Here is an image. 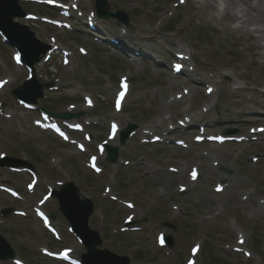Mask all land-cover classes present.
<instances>
[{
	"label": "rangeland",
	"instance_id": "1",
	"mask_svg": "<svg viewBox=\"0 0 264 264\" xmlns=\"http://www.w3.org/2000/svg\"><path fill=\"white\" fill-rule=\"evenodd\" d=\"M45 2L59 0H21L26 18L16 20L42 44L58 50L35 66L37 82L52 85L36 105L53 114L79 116L68 123L82 125L84 132L70 133L65 125L63 130L70 134L71 142L81 146L64 145L32 126L40 118L38 112L25 110L11 96L28 79V72L23 69L16 75L18 68L12 59L16 53L0 37V80L10 81V88L0 94V156L32 168L21 176L5 169L0 173V187L21 196L15 201L0 192V235L16 257L24 264H63L42 256L41 251L61 253L63 248H71L74 259L85 253L67 233L56 201L46 197L71 182L93 204L89 228L101 237V248L127 257L130 264H264V152L250 150L247 145L251 142H225L219 147L206 139L232 132L224 137L231 141L240 135L235 121L250 100L262 107L256 117L264 118V0H108L109 10L122 11L129 22L124 27L113 19L99 21L104 43L89 36L81 20L72 22L62 13L56 15ZM61 3L70 7L74 1ZM93 6V0L79 1L85 15ZM68 13L79 17L76 10ZM60 19L64 22L57 25ZM121 29L141 46L136 47L139 54L146 50L145 43L154 48L155 55H147L159 66L135 62L137 56L124 57L109 49L108 38L116 41ZM165 40L174 47L164 45ZM157 43L165 51L170 49L171 56L160 50L162 55H157ZM174 54L192 59L188 72L194 70V78H206V88L216 82L226 93L207 97L202 92L208 99L206 105L196 102L198 98L192 105L184 102V93L197 87L183 86L184 76L172 74ZM123 84L130 91L118 112L114 99ZM172 85L176 88L170 89ZM205 87L200 89L205 91ZM173 101L177 104L166 109ZM203 106L216 109L210 110V120L189 130V139L173 134L164 144H143L142 140L150 138L142 131L162 134L184 121L179 116L169 123L171 116L190 108L195 113ZM160 121L165 124L161 126ZM110 123L119 125L121 131L136 126V135L120 149L115 166L108 165L97 149L106 144ZM50 124L62 127L63 123L55 120ZM85 134L90 138L87 142ZM204 134L213 135L200 145L188 143ZM180 140L186 148L175 145ZM115 143L119 147L118 140ZM255 143L264 144V133ZM217 147L223 154H213ZM91 156L97 157L101 175L90 170L87 159ZM194 171L196 179L191 176ZM34 182L36 188L29 194L26 188ZM40 206L47 215H55L53 224L61 242L49 236L36 219L32 209ZM4 210L11 213L2 216ZM127 220L140 231L122 234L120 229ZM156 236L170 237L172 248L160 249Z\"/></svg>",
	"mask_w": 264,
	"mask_h": 264
},
{
	"label": "bare ground",
	"instance_id": "2",
	"mask_svg": "<svg viewBox=\"0 0 264 264\" xmlns=\"http://www.w3.org/2000/svg\"><path fill=\"white\" fill-rule=\"evenodd\" d=\"M261 16H263V18H264V14L261 15ZM118 39L125 40V41L127 40V46L126 47H121L120 46V49L117 48V47L115 48V46H111L112 49H118V50H121L122 52L125 51V52H128L129 54H132V55H135V53H138L135 46H137V47H141V46L133 43V42H135L134 39H131L130 37H123V36H118ZM163 43H164V45H166V46H168L170 48L174 47V45H175V44H170L166 40ZM144 45H145V49L147 51L145 50L144 53H142V54H139L138 53L136 56L137 57H140L147 64H149L151 66H156V64L153 62V60L151 61L150 58L148 57L150 55H155L154 52L156 50H154V48H151V47L147 46V43H145ZM157 45H158L157 46V55H162V53H159L158 54L159 50L161 52L164 51L166 53H168L169 50H170L169 49V50H166L165 51L164 48H163V45H161L160 43H157ZM147 53L150 54V55H147ZM17 70L18 71H17L16 75L22 73V69L21 70L20 69H17ZM183 76H184V80L182 81V85L183 86H185V87H193V86H196L197 87V88L193 87L192 88L193 90L192 91L190 90V92H185L184 93L185 94V97L184 96L182 97L183 98L182 100L184 102L189 103L190 105H192L193 100L196 99V98H198V99H196V102L204 101L205 102L204 105H206L207 102H208V99L205 98V96L208 95L210 97V96H212L214 94V92H215V94L217 96H220V95L222 96V95H224L226 93V90L227 89L223 88L222 86H220L216 82H211L210 88L212 89V91L209 92L208 91L209 87H207V88L205 87L206 86L205 85V82L207 81V79L204 78L203 76H200L201 79L191 78L188 75H185V73H184ZM2 83H4V82H2ZM174 85H172V87L170 89L176 88V86H174ZM200 87L201 88H204L205 87V91H202L200 89ZM9 88H10L9 82L3 84L1 86V88H0V94H1V92L2 93L5 92ZM213 88L216 91H214ZM202 92L203 93H206L207 95L204 96L202 94ZM128 94H129V92H127V95ZM176 104H177V102L176 101L175 102L173 101L172 104H170L169 106L166 105L167 107H165V108L166 109L171 108V107H173ZM215 109H216L215 106L213 108L212 107H208V106L207 107H204L203 106L198 112H195V113L192 112L191 108L188 109L187 112H186V110H182V111H179V113H176L174 116H171L167 122L171 123L173 120H175L176 117L183 116L184 115L183 113H185L186 116H188L189 114H191L192 116H190L189 118L190 119H193V123H192V125L190 127L187 128L188 130H190L189 128L195 127L197 125L196 123H198V122L200 123V122L204 121L206 118L210 120V118H211L210 110L211 111L212 110L214 111ZM257 109H262V107L259 106V105H257V101H252V100H250L248 103H246L245 105H243L241 107V113L239 114L240 119L238 121H235V122H236L237 128L240 130V135L239 136H242V140H239V141L235 142L234 144H236V145L237 144H241L244 141L246 143L251 142L252 144L247 145L250 150H253V152H256V153H263L264 152V144L262 146H258L259 144L258 143H255V142H257V139H255V138L263 135L264 131H261V130H264V128H262L260 130H257V131L256 130L255 131H251V127H257L259 125H262L264 127V123H262V122H264V118L256 117V115H257ZM239 116H238V118H239ZM207 123H209V122H207ZM164 124H165V122H161L160 123L161 126H163ZM186 130H185V132H182L181 131V133H175L174 130H168L167 131L168 132L167 134H169V135L178 134V137L180 139H184L186 137L185 134H187L186 133ZM209 130H211V129H209ZM156 135L157 134L153 133V136L152 137H155ZM110 146L115 147L114 142H111L110 143ZM165 147H169V146H164V148ZM219 147H222V146H219ZM169 148H171V147H169ZM217 150L218 151H214L213 150V154L214 153H217L218 155L223 154L221 151H219L220 148L217 147ZM138 166H140V164ZM138 166H136V167L138 168ZM257 191H258V193L259 192L262 193L261 190H257ZM263 204H264V202H263Z\"/></svg>",
	"mask_w": 264,
	"mask_h": 264
},
{
	"label": "water",
	"instance_id": "3",
	"mask_svg": "<svg viewBox=\"0 0 264 264\" xmlns=\"http://www.w3.org/2000/svg\"><path fill=\"white\" fill-rule=\"evenodd\" d=\"M96 5H97V9L100 15L104 17H107L109 15L107 12L106 0H96ZM11 7L14 10L16 9L15 8L16 0L12 2ZM8 8L9 7L2 6L1 1H0V29L4 32L8 40L21 52L24 62L32 66L33 62L30 63L28 61V54H29L28 46L30 47V45L32 46L35 44L33 35L30 34L26 28L12 24L11 20L13 17L15 16L21 17L23 16V14L19 11L12 12ZM115 17L125 20V18L122 17V15L119 12L115 15ZM10 28L18 29V31L22 34L24 38V42H22L20 39L15 37V35L12 34ZM46 50H47L46 48H43V50L40 53L44 54ZM37 61H39V57L36 58V62ZM34 83L35 81L33 80L32 82L25 84L23 89H20L16 92L17 96L19 97L20 96L19 94L21 93V91H23L27 86L34 84ZM45 87L48 88L49 86H45ZM41 96H42L41 87L39 86L38 93L36 97L31 100V102L35 103V99ZM115 159H116V153L114 154L112 160H115ZM55 195L58 198L61 211L66 215L68 220L71 222L77 234H79L80 236L81 235L83 236V230L86 229L87 219L89 215L91 214V209H92L91 204L87 202L84 205L86 206L85 208L87 209V211L82 208H79V210H77L78 208L73 206L75 201H77V191L72 186H68V189H65L62 193L55 194ZM64 197L68 200L69 205L67 204ZM72 200H73V203L71 205ZM167 242H168V245L171 246V241L168 240ZM0 245L4 246L5 248L4 241H2L1 239H0ZM12 257H13L12 253L7 254V258H12ZM100 261H101L100 259L89 260L87 264H100Z\"/></svg>",
	"mask_w": 264,
	"mask_h": 264
},
{
	"label": "snow or ice",
	"instance_id": "4",
	"mask_svg": "<svg viewBox=\"0 0 264 264\" xmlns=\"http://www.w3.org/2000/svg\"><path fill=\"white\" fill-rule=\"evenodd\" d=\"M16 59H17V61H19V55H17V57H16ZM180 67H182L181 65H177V68L179 69ZM127 85L125 84V87H126ZM208 91L209 92H211L212 91V89H208ZM121 96H123V93H121ZM89 103H91V101H89ZM119 101L117 102V108L119 109ZM37 123H39V121L37 122ZM115 125H113V130H115ZM261 131H264V130H261ZM61 135H63V134H61ZM217 139H223L222 137H217ZM94 159V158H93ZM97 171H99V169H97ZM192 175H193V178L195 179V177H196V173H195V171L192 173ZM218 191H220V190H222V189H217ZM46 222V221H45ZM240 243L241 244H243L244 243V241H243V239H241L240 240ZM63 255L66 257L67 256V251L65 252V253H63ZM17 264H20V262L19 261H17Z\"/></svg>",
	"mask_w": 264,
	"mask_h": 264
}]
</instances>
